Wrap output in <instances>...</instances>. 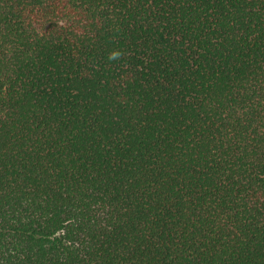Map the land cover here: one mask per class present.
<instances>
[{
    "label": "trees",
    "instance_id": "trees-1",
    "mask_svg": "<svg viewBox=\"0 0 264 264\" xmlns=\"http://www.w3.org/2000/svg\"><path fill=\"white\" fill-rule=\"evenodd\" d=\"M0 264H264V0H0Z\"/></svg>",
    "mask_w": 264,
    "mask_h": 264
},
{
    "label": "clouds",
    "instance_id": "clouds-1",
    "mask_svg": "<svg viewBox=\"0 0 264 264\" xmlns=\"http://www.w3.org/2000/svg\"><path fill=\"white\" fill-rule=\"evenodd\" d=\"M113 59L116 58L115 56L112 57Z\"/></svg>",
    "mask_w": 264,
    "mask_h": 264
}]
</instances>
